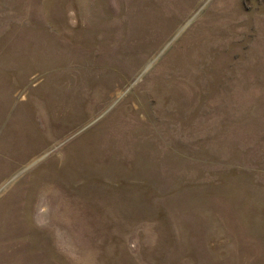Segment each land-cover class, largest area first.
Returning <instances> with one entry per match:
<instances>
[{
    "label": "rangeland",
    "instance_id": "374dc122",
    "mask_svg": "<svg viewBox=\"0 0 264 264\" xmlns=\"http://www.w3.org/2000/svg\"><path fill=\"white\" fill-rule=\"evenodd\" d=\"M0 264H264V0H0Z\"/></svg>",
    "mask_w": 264,
    "mask_h": 264
}]
</instances>
